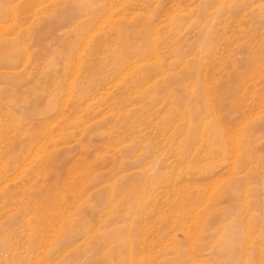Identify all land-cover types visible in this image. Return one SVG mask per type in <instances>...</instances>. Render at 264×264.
I'll use <instances>...</instances> for the list:
<instances>
[{
    "label": "rangeland",
    "instance_id": "374dc122",
    "mask_svg": "<svg viewBox=\"0 0 264 264\" xmlns=\"http://www.w3.org/2000/svg\"><path fill=\"white\" fill-rule=\"evenodd\" d=\"M0 264H264V0H0Z\"/></svg>",
    "mask_w": 264,
    "mask_h": 264
},
{
    "label": "bare ground",
    "instance_id": "6f19581e",
    "mask_svg": "<svg viewBox=\"0 0 264 264\" xmlns=\"http://www.w3.org/2000/svg\"><path fill=\"white\" fill-rule=\"evenodd\" d=\"M118 4H119V3H118ZM109 12H110V11H109ZM111 12H112V10H111ZM111 12H110V13H111ZM110 13H109V14H110ZM107 16H108V14H107ZM107 16H106V17H107ZM109 18H110V17H109ZM107 19H108V17H107L106 19H103L104 22H105V20H107ZM101 22H102V20H101ZM101 22H99V23H101ZM50 127H51V126H50ZM52 129H53V128H52ZM56 129H57V128H56ZM53 130H54V129H53ZM48 136H49V135H48ZM51 137H52V136H51ZM57 139H58V138H57ZM48 140H49V139H48ZM20 170H22V169H20ZM20 172H23V171H20ZM15 179H16V178H15Z\"/></svg>",
    "mask_w": 264,
    "mask_h": 264
}]
</instances>
